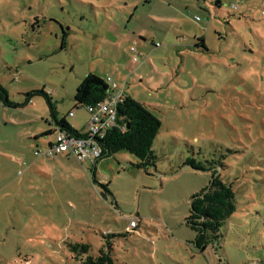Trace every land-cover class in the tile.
Returning <instances> with one entry per match:
<instances>
[{"label":"rangeland","instance_id":"374dc122","mask_svg":"<svg viewBox=\"0 0 264 264\" xmlns=\"http://www.w3.org/2000/svg\"><path fill=\"white\" fill-rule=\"evenodd\" d=\"M215 1L0 0V85L17 105L0 102V264H80L69 243L95 255L105 240L116 263L264 264V0ZM88 72L159 118L152 165L33 154L52 139L47 98L87 127L74 93ZM213 170L236 209L201 250L185 219Z\"/></svg>","mask_w":264,"mask_h":264},{"label":"trees","instance_id":"16d2710c","mask_svg":"<svg viewBox=\"0 0 264 264\" xmlns=\"http://www.w3.org/2000/svg\"><path fill=\"white\" fill-rule=\"evenodd\" d=\"M215 4L219 5L220 3L217 0ZM199 39L202 48L206 50L204 40L202 38ZM108 92V85L105 79L96 73L88 72L76 87L74 110L83 107L87 111L88 105L101 101L108 95ZM31 93L34 92H30L27 95ZM37 93L46 95L42 91ZM47 99L52 118V121H48V123L54 122V126L50 125L43 132V135L51 134L52 141L55 133L58 131L64 132L67 135L81 136L82 130H77L71 126L64 116L58 117L53 104L49 101V98ZM0 102L4 106H17L15 103L9 101L7 92L1 85ZM116 109L115 126L108 129L105 136L99 140L102 152L98 159L91 164V171L93 173H95L96 163L100 159L118 151H125L135 156L139 160L134 165L136 168H144L154 163L155 155L152 150V144L161 125L159 118L145 104L135 100L129 94L126 95L124 101ZM71 112L74 113V111H69L68 115ZM52 141L48 145H51ZM62 154L65 153L57 154L55 157ZM189 165L192 168H196L194 164L189 163ZM235 209V194L231 185L224 182L218 172L213 170L210 174L209 185L201 189V191L195 192L189 200V212L185 220L187 225L196 232V246L203 250L213 238L216 239L223 223ZM103 235L106 234L103 233ZM109 245L110 243L105 240V244L98 249L97 254L93 255L89 253L90 245L87 243L68 244L70 251L79 259L80 264H126L114 262L110 255Z\"/></svg>","mask_w":264,"mask_h":264},{"label":"built area","instance_id":"2783aa9c","mask_svg":"<svg viewBox=\"0 0 264 264\" xmlns=\"http://www.w3.org/2000/svg\"><path fill=\"white\" fill-rule=\"evenodd\" d=\"M196 21L199 18H194ZM157 46L158 43H155ZM130 50L134 53L133 61H137L140 54L137 53L135 47ZM108 85V95L101 101L93 105L87 106V111L90 114V121L81 136L67 135L64 132L58 131L51 143L45 149H37L34 155H44L46 157H55L57 154L65 153L68 157H73L80 164H93L101 155V146L99 140L102 139L106 131L116 124V108L124 101L126 92L124 84H119L113 77L106 75L104 78ZM73 112L70 113L72 115ZM132 227H135L136 221L131 220Z\"/></svg>","mask_w":264,"mask_h":264},{"label":"crops","instance_id":"0c3cea01","mask_svg":"<svg viewBox=\"0 0 264 264\" xmlns=\"http://www.w3.org/2000/svg\"><path fill=\"white\" fill-rule=\"evenodd\" d=\"M137 50V49H136ZM137 53L138 54H140L138 51H137ZM134 62H136V61H134ZM53 124V123H52ZM52 126H54V125H52ZM84 130H82V132H83ZM50 141H52V139L51 140H49L48 142H47V145H45L43 148H42V150L43 149H45L47 146H48V143L50 142ZM42 156H44V155H42ZM44 157H46V156H44ZM57 158H59V159H57ZM63 160L64 162H65V164H67V165H69V166H72L71 164V159H74L73 157H68L67 155H65V154H62V155H58L57 157H55V160ZM77 162V161H76ZM68 163H70V164H68ZM73 167V166H72Z\"/></svg>","mask_w":264,"mask_h":264}]
</instances>
